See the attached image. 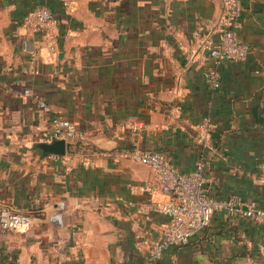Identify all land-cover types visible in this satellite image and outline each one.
Segmentation results:
<instances>
[{"label":"crops","instance_id":"0c3cea01","mask_svg":"<svg viewBox=\"0 0 264 264\" xmlns=\"http://www.w3.org/2000/svg\"><path fill=\"white\" fill-rule=\"evenodd\" d=\"M241 2L249 54L221 63L214 90L195 33L216 28L222 0H0V198L32 214L0 231V264H264V227L224 210L151 260L168 217L148 204L168 196L129 155L159 152L183 173L201 160L208 198L264 207V0ZM35 5L56 16L53 39L26 22ZM53 117L80 133L64 158L38 147Z\"/></svg>","mask_w":264,"mask_h":264},{"label":"built area","instance_id":"2783aa9c","mask_svg":"<svg viewBox=\"0 0 264 264\" xmlns=\"http://www.w3.org/2000/svg\"><path fill=\"white\" fill-rule=\"evenodd\" d=\"M223 12L219 17L216 28L208 32H196L195 38L200 40L202 49L212 61L206 73V83L211 89H219L221 85L219 67L222 62H242L249 54V46L240 41L237 30L240 27L244 11L241 0H222ZM26 22L32 28L43 32L53 39L57 19L49 7L37 5L27 15ZM54 50V46H49ZM32 53V51H30ZM29 89L16 92V97H28ZM38 107L49 112V105L42 99L35 97ZM51 140L64 139L67 144L75 140L80 133L68 119L53 117L51 120ZM125 127L134 132L145 128L143 122L125 123ZM206 131L210 128L207 121L202 123ZM48 141V142H49ZM135 162L149 166L156 174L159 189L168 196L167 200H152L148 208L168 217V223L163 231L161 240L152 246L149 257L153 261L161 259L164 252L172 246H185L191 236L206 228L213 213L224 210L231 215L253 220L264 227V207L252 201H242L234 196L228 199L208 198L204 192V163L196 162L191 172L183 173L161 153L155 151L132 148L129 151ZM55 158H64L55 156ZM264 173V162L261 165ZM152 192V189L149 190ZM52 219L61 224L60 212H56ZM32 225V214L18 209L6 198H0V231H10L29 228ZM264 260V244L261 247Z\"/></svg>","mask_w":264,"mask_h":264},{"label":"water","instance_id":"95a60500","mask_svg":"<svg viewBox=\"0 0 264 264\" xmlns=\"http://www.w3.org/2000/svg\"><path fill=\"white\" fill-rule=\"evenodd\" d=\"M38 147L45 155L62 157L66 154L67 142L64 139H54L49 142H41Z\"/></svg>","mask_w":264,"mask_h":264},{"label":"trees","instance_id":"16d2710c","mask_svg":"<svg viewBox=\"0 0 264 264\" xmlns=\"http://www.w3.org/2000/svg\"><path fill=\"white\" fill-rule=\"evenodd\" d=\"M36 6H37V5H35L34 7H36ZM78 144H79V143L76 142V141L69 142V143L67 144V152H68V154L77 151V149H78V147H79Z\"/></svg>","mask_w":264,"mask_h":264}]
</instances>
